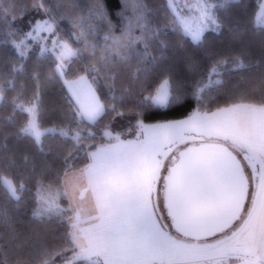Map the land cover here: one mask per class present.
<instances>
[{"label": "trees", "instance_id": "1", "mask_svg": "<svg viewBox=\"0 0 264 264\" xmlns=\"http://www.w3.org/2000/svg\"><path fill=\"white\" fill-rule=\"evenodd\" d=\"M211 1L218 27L195 43L176 25L168 0H102V17L92 9L95 0H0V264H93L73 260L63 178L88 166L90 152L133 139L140 121L264 106V26L256 24L262 0ZM46 19L79 50L64 76L86 73L103 106L94 121L83 117L52 53L34 46L22 54L15 45ZM212 78L219 82L208 86ZM166 80L169 102L156 106L151 97ZM35 103L39 126L54 128L40 142L25 131L30 116L23 107ZM40 189L62 193V214L39 213Z\"/></svg>", "mask_w": 264, "mask_h": 264}, {"label": "rangeland", "instance_id": "2", "mask_svg": "<svg viewBox=\"0 0 264 264\" xmlns=\"http://www.w3.org/2000/svg\"><path fill=\"white\" fill-rule=\"evenodd\" d=\"M168 5L175 16L176 25L195 43L202 39L206 31L218 27L215 13L216 3L211 0H168ZM45 21L55 23L51 19L37 21L25 38L15 44L20 53L24 54L32 47L38 46L42 54L52 53L56 57L53 50V39L56 38L57 42L62 39L56 35L55 31L49 33L44 30H38L40 25H44ZM256 24L264 26V0L260 3L256 16ZM66 67L67 62L66 66L62 69L63 75H61L60 71H57L63 79L68 92L72 93L68 84L65 83L67 80L64 76ZM213 73L216 74L217 71ZM87 81V85L80 86L78 97H75V99L80 106L79 109L83 117L88 121H94L98 112H101L103 107L100 104V109L98 108V112H95L90 104H87V102L90 103L91 101V93L94 95L95 92L94 85L88 78ZM166 81L167 91L158 93L160 86L151 97V101L156 106L166 107L169 102L171 95L170 84L168 80ZM217 82H219L218 78H212L208 86ZM87 88L90 89V94L84 91ZM70 95L72 96V94ZM1 100L2 95L0 94V102ZM23 109L30 116L25 131L38 142L41 141L42 136L46 132L54 130V128L42 129L39 126L36 103L24 106ZM29 109H33V111H29ZM33 119H35L36 127L40 131L39 138L29 128ZM106 136L110 139H120L109 131L106 133ZM203 142L209 144L222 142L231 147L242 160L250 184L249 190H251L248 192V201L244 207L243 216L230 232H226L208 241H193L182 238L171 227V223L167 219L161 205L159 187L166 164L172 155L189 145ZM130 143L136 146V158L143 161L150 173L155 172L154 177L157 180L153 186L154 200L158 207L160 222L163 225V233H161L162 242L165 249L168 252L169 250L171 251V257L180 264H198V261L210 259L216 254L221 259L228 257V259L236 264H248L250 262L246 258L248 255V242H260V223L264 217V198L254 196L257 186L260 185V162L264 159V106L238 104L211 112L194 109L188 116L177 120L157 121L153 123L140 121L138 131ZM119 156H123V152L120 149L115 154H109L110 158H117ZM3 181L9 191L16 196V187L13 181L9 178H4ZM13 188L15 190L14 193L12 191ZM41 190H39V213L62 214V211L65 209L61 203L62 193L50 189H47V192ZM45 196L54 201L55 206L48 207L43 199ZM226 237L232 238L227 247L203 249L206 247L204 244H208L207 242H216ZM189 242H203L204 244H201L203 246L198 245L196 247L192 246ZM65 264L72 263L67 262Z\"/></svg>", "mask_w": 264, "mask_h": 264}, {"label": "crops", "instance_id": "3", "mask_svg": "<svg viewBox=\"0 0 264 264\" xmlns=\"http://www.w3.org/2000/svg\"><path fill=\"white\" fill-rule=\"evenodd\" d=\"M84 91L91 93L89 88ZM95 93H91V101L87 104L98 112L102 103ZM130 141L99 147L90 152L88 166L67 173L63 178L66 207L70 210L69 223L77 248L73 260L93 264H180L162 242L163 225L153 193L157 180L155 172L150 173L143 161L136 158V146ZM119 149L123 152L122 157H109ZM260 166L261 184L264 159ZM189 243L196 247L204 244ZM207 243L203 249L217 248L215 242ZM246 258L251 262L248 264H264V217L260 223V242H248ZM216 259L221 257L215 254L198 264H208Z\"/></svg>", "mask_w": 264, "mask_h": 264}, {"label": "flooded vegetation", "instance_id": "4", "mask_svg": "<svg viewBox=\"0 0 264 264\" xmlns=\"http://www.w3.org/2000/svg\"><path fill=\"white\" fill-rule=\"evenodd\" d=\"M204 146L211 148L204 152ZM185 158L190 160L194 171L199 172V175L196 184L180 193L179 199H175L173 197L175 193L169 192L168 183L176 176L178 168L183 166ZM235 165L239 166L240 177L244 180L237 178ZM243 186L249 192V180L242 160L231 147L222 142L211 144L203 142L189 145L172 155L162 175L159 194L163 211L179 236L193 241H208L230 232L241 220L248 201V196L245 199L243 194L240 199L239 193L244 189ZM179 207L182 208L180 212L188 219L194 220V223H208L205 230L207 237L201 239L185 237L176 230L172 211Z\"/></svg>", "mask_w": 264, "mask_h": 264}, {"label": "snow or ice", "instance_id": "5", "mask_svg": "<svg viewBox=\"0 0 264 264\" xmlns=\"http://www.w3.org/2000/svg\"><path fill=\"white\" fill-rule=\"evenodd\" d=\"M92 9L94 10L95 14L98 17H102L105 14V6L102 3V0H95L94 4L92 5ZM73 26L79 28L80 21H73ZM55 27H56L55 23H49L48 21H45L44 25H40L38 30H44L49 33H52L55 31ZM84 35L85 33L81 31L76 38L80 39ZM109 38H110L109 34L106 33L105 39L107 40ZM114 43L119 44V39L115 38ZM53 50L58 60L57 70L61 72V75H63L62 69L66 66V62L70 63L72 58L78 55L79 50L75 49L67 40H59V42H57L56 38L53 39ZM65 83L68 84L69 89L72 92L73 96L78 97L80 86L87 85L88 83L86 73L79 74L77 77H75L72 80H66ZM166 91H167V81H165L164 84L161 85L160 89L158 90V93L166 92ZM29 111H33V109H29ZM29 128L33 132V134L36 135L37 138H39L40 131L36 127L35 119H33V121L30 123ZM12 191L14 193L15 191L14 188L12 189ZM45 191L47 192L48 190L45 189ZM244 196L245 199H247L248 192L246 188L244 190ZM254 196H259L264 198V181H262V183L257 186V190L254 193ZM43 199L45 200V203L47 204L48 207L55 206L54 201L50 200L47 196L43 197ZM231 239H232L231 237L221 238L215 242V245L217 247H227Z\"/></svg>", "mask_w": 264, "mask_h": 264}, {"label": "water", "instance_id": "6", "mask_svg": "<svg viewBox=\"0 0 264 264\" xmlns=\"http://www.w3.org/2000/svg\"><path fill=\"white\" fill-rule=\"evenodd\" d=\"M209 146H204L203 151L206 152L209 150ZM236 163V162H234ZM235 172L236 175H238V179L244 180V178L240 177V168L239 166L235 165ZM199 172L194 171L193 164L190 162L189 159L185 158L183 166L178 168V172L174 178H171L169 180V192L175 193L173 197L175 199H179L181 197L180 193H183V191L189 190L192 185L196 184V180L198 179ZM244 183V181H243ZM237 188V186H236ZM244 188V186H243ZM245 189V188H244ZM244 189H241V193H239V196L241 195L240 199L244 195ZM178 195H177V194ZM243 194V195H242ZM238 198V196L236 197ZM175 208L172 213L174 214V223L176 230L184 235L185 237H191L195 239H201L203 237H207L208 234H205V230L208 228L207 222H193L194 220L188 219L185 215H183L181 211V207L177 209Z\"/></svg>", "mask_w": 264, "mask_h": 264}, {"label": "built area", "instance_id": "7", "mask_svg": "<svg viewBox=\"0 0 264 264\" xmlns=\"http://www.w3.org/2000/svg\"><path fill=\"white\" fill-rule=\"evenodd\" d=\"M208 264H235V263H233L230 259H228V257H225L222 259L213 260Z\"/></svg>", "mask_w": 264, "mask_h": 264}]
</instances>
